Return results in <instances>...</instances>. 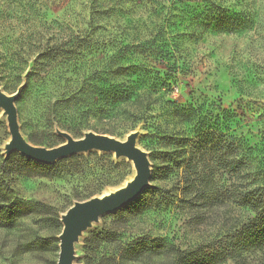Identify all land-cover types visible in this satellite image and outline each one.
I'll use <instances>...</instances> for the list:
<instances>
[{
  "label": "rangeland",
  "instance_id": "rangeland-1",
  "mask_svg": "<svg viewBox=\"0 0 264 264\" xmlns=\"http://www.w3.org/2000/svg\"><path fill=\"white\" fill-rule=\"evenodd\" d=\"M214 1L235 13L243 12L252 25L237 32L205 29L197 20L205 9V0H0V88L9 94L20 91L16 107L24 137L47 147L62 143L64 138L57 130H68L44 122L48 102L68 98L80 87L94 90V86L123 84V89L132 91V100L109 109L127 112L126 119H92L78 132H68L82 137L88 130H111L125 139L137 130V143L148 153L153 169L155 163L163 165V151L173 147L168 142L169 134H191L192 125L173 114L174 106L195 105L205 113L213 111V122L220 115L228 133L242 137L249 148L258 146L255 154H261L264 0ZM121 66L127 69L121 70ZM31 72L37 75L28 80ZM134 112L144 114L136 116ZM10 137L8 119L0 108L1 194L23 202L42 201L60 219L74 201L86 200L78 199V195L85 197L87 182L66 172L74 162L70 157L55 162L62 172L55 177L18 173L11 162L3 168L9 155L4 146ZM111 154L116 162L126 159L133 166L127 158ZM115 170L123 172L121 167ZM134 173L133 166L132 173L118 185L107 186L96 195L125 185ZM182 174L179 169L151 177V185L164 189L157 200L162 206L149 208L143 215H130L127 232L167 233L176 236V243L183 248L197 244L232 247L236 229L252 213L224 195L220 199L224 204L199 216V211L203 212L201 204L190 205L191 199L183 196ZM230 182L222 178L217 185L225 191ZM143 197L146 204L148 195ZM167 199L173 204L166 206ZM116 212L103 215L100 222L82 233L75 247L76 264H87L84 241L93 231L114 226ZM46 215L33 212L17 226L0 227V264H57L59 245L45 248L42 238L58 237L63 226ZM35 239L41 241L40 245L26 249ZM225 264H264V249H244L240 257L229 258Z\"/></svg>",
  "mask_w": 264,
  "mask_h": 264
},
{
  "label": "trees",
  "instance_id": "trees-1",
  "mask_svg": "<svg viewBox=\"0 0 264 264\" xmlns=\"http://www.w3.org/2000/svg\"><path fill=\"white\" fill-rule=\"evenodd\" d=\"M205 1V9L197 15V20L205 29L237 32L252 25L251 19L243 12L235 13L221 2ZM47 54L51 56L52 52ZM120 69L127 68L121 66ZM35 75L36 72L29 73L28 80ZM122 85L94 86V90L80 87L68 98L50 101L44 106V122L49 127L57 123L63 129L78 132L81 127L89 125L92 119L97 122L111 121L118 116L126 119L127 112L121 114L109 109L132 100V91L123 89ZM173 110V114L184 124L192 125L191 134L178 132L168 135L169 145L173 147L163 151V165L154 164L152 179L180 169L183 173V196L191 199L188 200L190 205L201 204L203 212L199 211V216H204V210L222 203L221 197L227 195L240 209L249 210L251 217L236 229L235 243L227 248L204 244L183 248L176 243V236L167 233L143 231L133 235L126 230L132 221L130 215H143L149 208L159 209L162 206L161 200H157L164 189L150 184L133 202L113 213L116 216L114 226L93 231L84 241L87 264H225L229 258L240 257L244 249H264V150L261 151L262 155L260 152L255 154L258 146L249 148L242 137L228 133L220 115L213 122V111L205 113L200 106L180 104L175 105ZM133 114L137 116L144 113ZM100 132L112 136L117 134L111 130ZM70 158L74 162L70 163L66 172L87 182L85 197L78 195V199L90 198L102 193L107 186L118 185L133 171V166L126 159L116 162L111 153L90 151L86 155H70ZM8 162L13 163L14 171L18 173H38L46 177L62 174L57 163L36 161L18 151L9 153L3 168ZM99 163L105 165L103 170ZM117 167H121L123 172L116 171ZM222 178L232 180L225 191L217 185ZM143 195H148L146 204ZM169 203H172V199H167L166 206ZM33 212L46 213L49 219L54 218L56 223L63 226L60 216H53L50 207L44 202L8 199L0 191V227L17 226ZM42 242L45 248L54 249L58 248L60 239L56 236L45 237ZM40 243L38 239L29 241L26 249L38 247Z\"/></svg>",
  "mask_w": 264,
  "mask_h": 264
},
{
  "label": "water",
  "instance_id": "water-1",
  "mask_svg": "<svg viewBox=\"0 0 264 264\" xmlns=\"http://www.w3.org/2000/svg\"><path fill=\"white\" fill-rule=\"evenodd\" d=\"M20 91L9 94L0 88V108L8 119L11 137L5 144L8 155L18 151L23 156L36 161L54 164L58 159L74 154H86L90 151L114 153L115 157L127 158L133 162L134 176L125 185L114 191L95 195L86 200H76L61 215L63 229L59 234V258L57 264H76V243L80 236L93 224L100 222L103 215L118 211L126 204L133 202L150 185L152 177L151 159L148 153L137 143L139 132L132 130L125 139L94 130L85 131L82 137H75L71 132L57 130L64 141L54 147L35 145L24 137L20 129L16 99Z\"/></svg>",
  "mask_w": 264,
  "mask_h": 264
}]
</instances>
